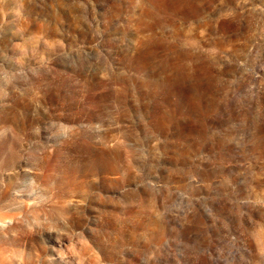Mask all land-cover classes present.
Segmentation results:
<instances>
[{
  "label": "rangeland",
  "instance_id": "obj_1",
  "mask_svg": "<svg viewBox=\"0 0 264 264\" xmlns=\"http://www.w3.org/2000/svg\"><path fill=\"white\" fill-rule=\"evenodd\" d=\"M0 264H264V0H0Z\"/></svg>",
  "mask_w": 264,
  "mask_h": 264
}]
</instances>
